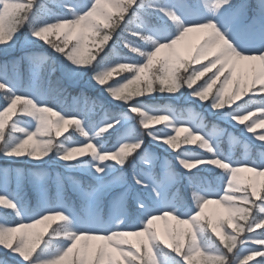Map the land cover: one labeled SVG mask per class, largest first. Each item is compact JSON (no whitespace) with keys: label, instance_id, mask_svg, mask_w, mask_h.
<instances>
[{"label":"clouds","instance_id":"1","mask_svg":"<svg viewBox=\"0 0 264 264\" xmlns=\"http://www.w3.org/2000/svg\"><path fill=\"white\" fill-rule=\"evenodd\" d=\"M88 2L0 0V44L13 41L27 26L32 38L75 69H93L91 81L127 109L111 112L102 100L81 91L72 97L69 112L0 80V94L7 100L0 111V133L9 124L10 134L16 133L11 142L0 135V153L37 161L55 154L60 161H80L103 182L117 165L123 169L131 163L135 184L154 199L167 191L186 203V188L191 200L186 213L177 205L153 214L139 202L147 212L139 227H122L121 217L105 231L98 243L121 248L124 264H154L160 250L174 254L175 264H264V51L245 53L229 39L231 25L219 17L232 12L237 0H213L218 7L207 17L198 14L207 0H94L85 10ZM5 18L13 22V31L5 29ZM193 33L201 35L200 41L181 52V43ZM248 56L257 58L259 72L233 78L227 65ZM146 66L149 70L142 74ZM185 92L189 103L184 106L141 101L155 94L179 99ZM206 113L243 126L250 137L208 121ZM113 133L116 139L109 145ZM225 137L233 149H243L244 158L224 150ZM146 139L170 149L184 175L168 157L160 160L146 148ZM250 141L258 142L255 157ZM209 165V171H219L217 177L189 175ZM89 194L102 203L106 192L92 188ZM0 208L19 219L0 223V247L19 253L28 264H68L69 253L84 252L93 235L103 233L82 230L64 209L26 217L21 202L7 193H0Z\"/></svg>","mask_w":264,"mask_h":264},{"label":"rangeland","instance_id":"2","mask_svg":"<svg viewBox=\"0 0 264 264\" xmlns=\"http://www.w3.org/2000/svg\"><path fill=\"white\" fill-rule=\"evenodd\" d=\"M198 14L207 17L213 15V12L212 9L204 6L202 9L198 10ZM219 19L222 21V23L231 25V35L229 36V39L233 41L239 50L245 53L264 51V0H237L236 6L232 12L223 17H219ZM239 25H243L244 28L242 31L236 32ZM257 38H260L259 42L255 40ZM200 39L201 35L199 33H193L188 39L181 43V52L187 53V51L193 48L200 41ZM113 42L114 40L110 41L109 45L111 46ZM44 45L45 44L43 41L37 42L34 38H32L27 27L25 26L24 29L16 34L13 41L9 42L8 44H0V53L6 55L13 53L43 51ZM38 56V60L35 61V64H33L30 69V73L32 75H34L36 70L35 68H37V70L40 69L44 63L49 60V74L54 75L55 78H57V82L59 84L61 83L65 89H67V92L77 91V93H79L82 90H86L88 91L87 93L93 95V97L95 96L96 98L102 100L104 104L107 103V105L120 108L118 112L125 111L127 109V105L113 102L107 96V94L103 92V89L91 81L90 77L93 69L89 68L77 70L73 65L70 64L69 61L53 50H47L44 54H39ZM52 61H54V66L56 69L54 74L51 72L53 67V64L51 63ZM245 64L246 62H241L240 65L237 66L238 74L241 71L245 73L250 71V69L247 67H242ZM208 75H210V73ZM206 78L207 77H205V79ZM1 80L5 81L6 83L11 82L8 73L3 75ZM37 80L38 75L34 76V81ZM202 82L203 81H201V83ZM34 92L35 91L32 89L29 90V94L31 95H34ZM186 95L187 93L185 92V96H181L179 99H177L176 97L155 94L152 96V98L154 100L164 98V100L168 99L174 105L178 104L179 106H184L185 104L189 103V101L186 99ZM143 102L148 103L147 101ZM4 106H6V104L0 106V109H2ZM203 110L205 109H202V111ZM207 119L208 121L212 119L213 121L219 122L223 128L228 129L230 132L236 133V135L239 137L247 138L251 135L244 133L243 126H235L234 122L229 123L227 119H221L220 114H207ZM15 138L16 133L10 134L9 132V142L13 141ZM115 139L116 134L113 133L107 138L108 144L111 145L114 143ZM224 141H226L227 145L224 147L223 142L222 146L226 152H232L234 154V158L236 159L244 158L245 153L241 147H235V149H233L227 137H225ZM250 142L253 144V154L258 142ZM145 147L151 152H154L160 158V160L168 157L172 161V165L175 166L176 170L181 172V175H184L183 170L180 169L178 163L175 161V154L172 153L170 149L153 142L151 139H146ZM18 159L26 160L28 163H38V167H41V169L34 170V168H32L30 170L22 171L14 163L4 162L5 160L13 161ZM88 159V157L82 158L84 161H87ZM202 167L205 168V171L208 173L203 177H217L219 175L218 170H208L211 168L210 165L201 166V168ZM121 172L124 173L123 176L119 175ZM133 172L134 169L131 163L125 165L123 169L117 165L116 171L107 178V182H103L95 179L91 172L88 171L87 165L82 164L80 161H60L56 158L55 154L45 157L42 161H37L28 156L17 157L0 153V173L2 183L6 181L11 183L14 179L17 184L22 182L24 179H27L29 183L33 182L32 186L39 195L40 206L38 209H36L39 211L30 212L28 205L21 202V191L24 190V188L15 189L12 197H15L21 202L26 217L34 216L48 208L64 209L70 212L76 218L77 226L81 227L82 230L86 228L92 231L105 232L114 226L116 219L121 217L125 218V223L122 225V227H139L141 225V221L147 215V212L139 208V202H144L148 206V212H159L165 210L166 208L180 205L182 210L186 213V210L191 207V201H188L190 199L185 197V194L188 197L187 191L183 192L184 201H186V203H182L178 197L173 196L171 192L167 191L162 192V196L160 198L154 199L148 190L135 184L133 180ZM160 173L161 168L158 165V177ZM74 174L90 177L91 180L97 182V184L91 183L86 186L85 184L79 182ZM260 179L264 180V177H261ZM51 184H53L55 187V195L54 197L52 196L54 201H52L50 194ZM211 186L215 188L217 186V181L213 180ZM4 188L6 190L8 189V187L5 186ZM65 188L75 192H79L78 190H80V210L76 206L74 207V205H71L67 202L65 198ZM92 188H96L97 191L106 192V195L102 199V203L97 202L96 195L89 194ZM9 192L10 190L7 191V193ZM107 198L108 200L106 201ZM105 202H107L106 205L108 206L107 215H105L103 211ZM132 215H134V221L127 223V219ZM4 221L6 220H3L0 216V223H3ZM17 222H19V220ZM0 251L5 257L4 260L0 261L1 264H25V262L22 261L18 255L10 253L8 250L2 247H0ZM5 254L10 255L9 257L14 259L16 262H14L12 259H7ZM157 260L160 262V264H172L171 260H169L168 257L162 254L160 251L157 252Z\"/></svg>","mask_w":264,"mask_h":264},{"label":"trees","instance_id":"3","mask_svg":"<svg viewBox=\"0 0 264 264\" xmlns=\"http://www.w3.org/2000/svg\"><path fill=\"white\" fill-rule=\"evenodd\" d=\"M27 27V26H26ZM28 29V28H27ZM109 48H111L110 45H108ZM52 51L53 49L50 48L48 45H44L43 51H37V52H23V53H13V54H2L0 53V73H8L10 76V83L12 87L23 94H29V90H34V95H39L43 98H46L50 103L53 105H57L59 107L65 108L67 111L71 112L73 110V103H72V97L75 94L73 92H65L63 89L65 87L60 83L57 82V78L55 76L49 74V68L48 65L50 64L49 60H47L44 65L38 69L39 74V80L36 83L32 82L31 74L29 73L31 66L35 64V61L38 60L39 54H44L45 51ZM39 62V61H38ZM36 67V66H35ZM85 92L89 97L96 98L95 96L87 93L88 91L82 90ZM81 92V91H80ZM79 92V93H80ZM78 93V94H79ZM65 96L68 98V103H63ZM143 101H147L148 103H166L169 100L168 99H157L154 100L152 97H144L141 98ZM7 103V100L4 98L3 94H0V106ZM105 107L108 106L109 111L111 112H117V108H112V106L107 105L105 103ZM179 106V105H178ZM98 118V117H94ZM4 162H11L14 163L16 166H18L22 171L24 170H30L34 168V170L41 169V167H38V163H28L26 160H13L8 161L5 160ZM6 164V163H5ZM16 173V172H14ZM22 174V173H20ZM206 174L204 171H194L192 174L189 175H201ZM75 177L78 179H81L82 181L86 182L85 184L89 183L90 179L88 177H85L83 175L76 174ZM33 182L29 183V181L24 179L22 182H19L15 185V180L13 179L11 183L4 182L2 183L1 179V173H0V193H7L8 190L11 192L9 193L10 196H13V193L15 189L17 188H24V190L21 191L22 193V203L27 204L29 211L34 212L37 211L38 207L40 206L39 203V195L35 188L32 186ZM8 187L7 190H5L4 186ZM23 185V187H22ZM17 186V187H16ZM54 187L52 185L51 188V197H54ZM66 197L67 200L73 204L79 202L78 192L72 191V190H66ZM0 216L3 220H7L10 222H16L17 218L14 217L10 210H5L3 208H0ZM162 253L166 254L168 258H170L175 263L174 254H169V251L167 250H160ZM7 259H12L9 257L10 255L5 254ZM4 254L2 255V252L0 251V261L4 260ZM14 262H16L14 259H12ZM1 264V263H0Z\"/></svg>","mask_w":264,"mask_h":264},{"label":"snow or ice","instance_id":"4","mask_svg":"<svg viewBox=\"0 0 264 264\" xmlns=\"http://www.w3.org/2000/svg\"><path fill=\"white\" fill-rule=\"evenodd\" d=\"M16 2L23 4V3H26V0H16ZM93 2L94 0H89V2L87 3L85 7V10H87V8H90ZM205 6L210 9L218 7V5L213 2V0H207V3ZM112 11L118 12L120 11V9L113 8ZM4 27L8 31L14 30L13 22L8 20L7 18H5L4 20ZM69 39H71V37ZM159 54L160 53L158 50L157 53L154 54L153 60L150 62V64H154L156 62V58L157 56H159ZM241 62H246V64L243 65L242 67H247L248 69H250V71L247 74L255 75L259 72L257 58L253 56H248V57L242 58L241 60H238L234 64L230 63L229 65H227V67L231 68L232 70L233 78H235L236 76L242 73H245L243 71H241L239 74L237 73V66L240 65ZM148 70L149 69L146 66L144 69L141 70L142 74H147ZM215 71L216 69H213L212 71H210L209 76L213 75ZM221 79L223 78L221 77ZM6 106H7V103H6ZM3 108L0 109V111H2ZM10 130H11V124L6 126L3 130V133H0V135H3V137L8 138ZM5 154L8 155L9 153L6 152ZM161 167L163 169L164 164H162ZM152 213L155 214L157 212H152ZM106 236H107L106 232L95 233L93 235V242H97V243L90 244L89 247L84 252H77L75 254L69 253V255L66 257L68 264H124V253L121 248L116 247L114 245L105 246V245L98 243L99 241L105 239ZM129 252H131V249H129ZM16 255H18L23 261V257L20 256L19 253H16ZM24 262L25 264H28L27 261H24ZM154 264H160V262L157 260V254L154 256Z\"/></svg>","mask_w":264,"mask_h":264},{"label":"bare ground","instance_id":"5","mask_svg":"<svg viewBox=\"0 0 264 264\" xmlns=\"http://www.w3.org/2000/svg\"><path fill=\"white\" fill-rule=\"evenodd\" d=\"M251 24V23H250ZM249 26V25H248ZM244 28V26L243 25H239L238 27H237V31L236 32H240V31H242V29ZM256 41H260V38H257V39H255Z\"/></svg>","mask_w":264,"mask_h":264}]
</instances>
